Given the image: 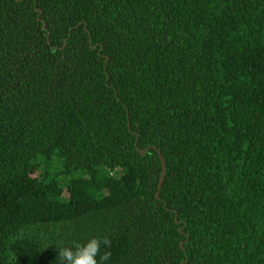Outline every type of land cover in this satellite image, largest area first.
<instances>
[{"label": "trees", "instance_id": "trees-1", "mask_svg": "<svg viewBox=\"0 0 264 264\" xmlns=\"http://www.w3.org/2000/svg\"><path fill=\"white\" fill-rule=\"evenodd\" d=\"M104 236L264 264V0H0V264Z\"/></svg>", "mask_w": 264, "mask_h": 264}, {"label": "clouds", "instance_id": "clouds-1", "mask_svg": "<svg viewBox=\"0 0 264 264\" xmlns=\"http://www.w3.org/2000/svg\"><path fill=\"white\" fill-rule=\"evenodd\" d=\"M111 247V240L108 236L93 237L85 243H74L72 246H66L61 241L57 248V258L60 264H107L111 253L109 251L101 252V248Z\"/></svg>", "mask_w": 264, "mask_h": 264}, {"label": "water", "instance_id": "water-1", "mask_svg": "<svg viewBox=\"0 0 264 264\" xmlns=\"http://www.w3.org/2000/svg\"><path fill=\"white\" fill-rule=\"evenodd\" d=\"M137 151H138V149H137ZM138 152L141 155L145 154V151H143V152L138 151ZM158 159H159V163H160V173H159L158 182H157V185H156V190H155V193H154V199L157 198V195H158V192H159V189H160V185H161V182H162V178H163V175H164L163 159H162V157L159 154H158Z\"/></svg>", "mask_w": 264, "mask_h": 264}]
</instances>
